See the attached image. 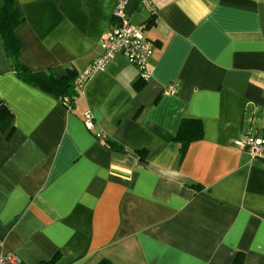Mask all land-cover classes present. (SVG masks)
<instances>
[{"label": "crops", "instance_id": "1", "mask_svg": "<svg viewBox=\"0 0 264 264\" xmlns=\"http://www.w3.org/2000/svg\"><path fill=\"white\" fill-rule=\"evenodd\" d=\"M15 1L19 60L62 77L102 54L117 0ZM152 3L126 7L153 43L151 78L118 52L72 107L21 78L0 35V255L264 264V159L233 144L264 122V0ZM189 118L203 135L182 151Z\"/></svg>", "mask_w": 264, "mask_h": 264}, {"label": "built area", "instance_id": "2", "mask_svg": "<svg viewBox=\"0 0 264 264\" xmlns=\"http://www.w3.org/2000/svg\"><path fill=\"white\" fill-rule=\"evenodd\" d=\"M141 3L150 9L153 15L156 13L152 0H141ZM127 4L128 0L116 1L112 15L114 24L106 31L102 54L88 63L75 79V85L79 90L83 89L95 72L105 69L118 52L123 53L129 62L137 67L140 78L145 80L151 78L149 62L153 54V43L145 36V24L135 25L131 22L126 10ZM169 88L172 91L173 85ZM74 101L72 102L69 97L64 98V103L69 107H72ZM84 124L90 130L94 128V116L90 111L85 113ZM97 136L105 137L102 132H97ZM233 144L247 151L253 158L264 159V122L260 134L245 135L235 139ZM0 264H23V261L16 253L6 251L0 255Z\"/></svg>", "mask_w": 264, "mask_h": 264}, {"label": "trees", "instance_id": "3", "mask_svg": "<svg viewBox=\"0 0 264 264\" xmlns=\"http://www.w3.org/2000/svg\"><path fill=\"white\" fill-rule=\"evenodd\" d=\"M23 20L24 17L21 15L15 0H0V35L18 75L34 86H39L45 91L60 97L62 101L65 97H69L73 102L80 93L75 85V79L78 75L75 70L69 69L62 77H56L49 72H32L19 60L20 42L16 35V28ZM1 116H4L3 118L8 117V119L12 116L5 105L0 106V118ZM0 126L2 127L1 121ZM202 135L203 128L199 120L189 118L183 120L176 138L181 141L182 151H185L190 142L200 139ZM110 145L119 147L115 142H110ZM97 264L115 263L108 259H102ZM234 264H245L244 255L238 254L234 259Z\"/></svg>", "mask_w": 264, "mask_h": 264}]
</instances>
